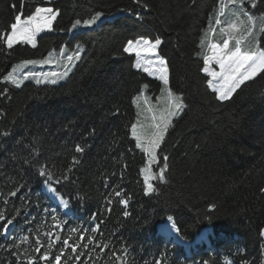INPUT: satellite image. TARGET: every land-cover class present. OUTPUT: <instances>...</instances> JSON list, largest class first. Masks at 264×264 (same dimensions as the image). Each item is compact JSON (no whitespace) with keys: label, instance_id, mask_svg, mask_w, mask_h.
I'll return each mask as SVG.
<instances>
[{"label":"trees","instance_id":"obj_1","mask_svg":"<svg viewBox=\"0 0 264 264\" xmlns=\"http://www.w3.org/2000/svg\"><path fill=\"white\" fill-rule=\"evenodd\" d=\"M246 1L254 16H264V3L257 0L259 7L252 9ZM146 3L147 8L135 0H0V34L11 31L16 15L23 20L36 7L57 13L51 32L37 36L36 47L21 42L8 49L0 40V212L5 214L0 264H16L11 253L25 250L34 264H116L118 259L123 264H264V72L229 100H217L201 69L208 44L225 39L226 13L219 15L221 27L216 19L227 0ZM96 12L101 13L97 27H72ZM262 28L260 22V50ZM141 38L162 41L157 53L168 67L167 87L185 102L153 167L155 175L167 156L166 179L152 180L150 194L139 175L145 154L130 135L132 98L144 85L154 98L162 84L136 70L134 57L123 52L128 40ZM78 47L81 59L59 85L29 82L16 88L2 81L20 62L41 61L62 48L74 54ZM77 145L82 152H76ZM42 169L51 179L40 174ZM44 184L69 212L43 194ZM169 216L187 242L212 228L214 249L186 256L180 246L163 243L156 230ZM8 220L14 228L3 236ZM77 242L81 258L70 260ZM44 251L49 254L41 260Z\"/></svg>","mask_w":264,"mask_h":264},{"label":"snow or ice","instance_id":"obj_2","mask_svg":"<svg viewBox=\"0 0 264 264\" xmlns=\"http://www.w3.org/2000/svg\"><path fill=\"white\" fill-rule=\"evenodd\" d=\"M137 4H140L141 7L147 8L148 4L146 0L142 2V0H135ZM252 9L258 8L259 3H264V0H250ZM233 5L234 11L232 12V16L234 19L228 24L227 28H221V32L224 33L227 38L223 39L222 44L217 43H209L208 50L211 52V55H203V64L204 67L201 69L208 76H211L213 79L208 81V87L212 88V90L216 93L215 98L219 101L229 100L233 93L240 89L242 85L245 84L246 81L252 80L253 77L257 76L258 73L264 72V50H259L254 46H250V40L256 35L254 32V26L257 21V17L251 14V10L246 11L244 4L245 0H227V4L222 5L217 14L216 24L219 25L221 23L219 19V15L223 14L225 7L227 5ZM57 18V13L51 7L41 8L36 7L35 11L28 15L25 19L22 20L21 15H16L14 17V21L10 23V32L5 31L0 34V40L3 41L4 45L8 49H12L13 46L19 42H24L27 44H31L33 47H36L35 38L38 33H40L45 28L51 29L53 21ZM139 18V17H138ZM101 19V13L96 12L89 19H84L82 21L83 25L91 26L96 24L97 21ZM260 22L264 24V16L259 18ZM81 24V20H76L73 24V28H76ZM264 32V28L261 29ZM230 41H234V45L230 47ZM162 41L159 38H155L154 40L149 39H136L128 40L127 44L123 46V52L132 54L135 52V55L139 58L142 54H151L156 55L157 49L161 46ZM205 45V39L202 37L200 39V46L203 48ZM64 52V49H61V53ZM51 53H49V57H51ZM80 49L78 47L77 51L74 55H69L67 57V61L69 64L73 60H80ZM52 62L49 58H45L43 61L36 60H26L23 61L21 65L17 67H23L26 65H35L37 63H50ZM149 65L154 67L156 73H159L158 79L161 80L164 84V88L161 89L162 97H157V102L159 103L163 99V106L160 108H156L155 105H150L148 100L144 97V90L148 87V85H144L143 89H141L139 95L134 96L132 98V103L136 104L139 108V101L144 99L145 107L143 109L144 112L150 114V116H145V120H150V123H143L139 119L141 116V112H137V121L131 124V135L135 140V147L141 149L147 158V164L144 167L140 168L139 175L143 178L144 182V192L148 194L153 192L155 189L151 183L152 180L158 179L163 182L166 179L165 173L167 170V160L168 157H163V165L159 167V172L155 175L152 174V165L158 162V149H161V144L165 140V134L167 133L169 127L173 123V119L179 116L185 109V102L180 95L174 93L171 89H169L168 83V67L165 60L159 56H157L156 60H148L146 61ZM215 64L219 67V71L212 70L210 65ZM136 68H140L141 64L138 62L134 65ZM71 67L67 64L65 65V71L62 73H50V74H42V73H25V74H17L16 70L8 72L6 76L3 77L4 81L11 83L16 87H20V85L29 78H35L37 84L41 83H51L55 84L58 80L64 79L68 76L71 71ZM146 71L148 69H145ZM43 76L44 79H40ZM7 89H5V92ZM2 94V93H0ZM76 152L80 153L83 151V148L80 145L76 146ZM41 175H49V179H51V175L46 173L43 169L40 172ZM264 192V189L261 190ZM10 195H15V192L10 193ZM116 197H121L122 193L120 191L115 192ZM108 203H112L111 199H109ZM119 203L127 206V199L121 198ZM66 205V202H65ZM111 211V209H109ZM123 215L127 217L129 213L127 211L123 212ZM56 219L55 216L52 217ZM5 219V214L0 212V220ZM169 222L173 220V217H168ZM7 223L10 225L12 223L11 220H8ZM2 227V225H0ZM73 232L76 229L72 230ZM93 232L97 231L96 228L92 229ZM261 236H264V230L260 232ZM27 239V237H25ZM81 239H84L81 237ZM89 244L92 242V237H87ZM64 245H69V240L65 239L63 241ZM40 242L37 241V247L35 248V252H41V247L39 246ZM80 243H73L71 245L72 252L76 253L74 257H69L70 260H80L81 254L79 253ZM83 247H88V244L82 245ZM16 247V245H13ZM51 249V245H49V250ZM49 252L44 251L43 255L39 257L41 260H46ZM61 254H57L55 256V260L57 262L61 261ZM11 255L16 257V264H34L33 256L27 250L23 253L13 252ZM21 257H25L26 259H21ZM50 264V262H49ZM156 264H160L159 261Z\"/></svg>","mask_w":264,"mask_h":264},{"label":"rangeland","instance_id":"obj_3","mask_svg":"<svg viewBox=\"0 0 264 264\" xmlns=\"http://www.w3.org/2000/svg\"><path fill=\"white\" fill-rule=\"evenodd\" d=\"M247 1L245 0V3H246ZM244 7H245V4H244ZM235 9H234V6L233 5H227V7L225 8V13H226V16L224 17L225 19L223 20V22L225 23V24H229L230 22H231V20L232 19H234V17L232 16V12L234 11ZM245 10L246 11H248L247 9H246V7H245ZM252 14V13H251ZM257 17V21H256V23H255V26H254V32L256 33V35L250 40V42H249V44H250V46H254V47H256L257 49H259L260 50V48H259V43H258V36H259V25H260V20H259V16H256ZM99 21H97L96 22V24L98 23ZM99 23H101V22H99ZM96 24H94V25H91V26H85V25H83V24H80L79 26H77L76 27V29H78V30H80V31H86V30H89V29H92V28H94V27H97V26H95ZM228 26V25H227ZM227 26H226V28H227ZM48 30L49 29H47V28H45L44 30H42L40 33H38V34H42V33H44V31L45 32H48ZM19 43H21V42H19ZM24 43V42H23ZM27 44V43H26ZM233 45H230V47H232ZM55 53L56 52H53V53H51L52 55L51 56H54L55 55ZM135 52H133V54H134ZM208 55H211V52H209V54ZM47 58H49V57H47ZM156 58H157V55H151V54H142V56L141 57H136V61H135V64L136 63H140L141 64V67L140 68H136L137 70H139V71H141V72H143L144 74H146L150 79H156V80H158V81H161V80H159L157 77H158V75H159V73H156L155 72V70H154V67L153 66H151V65H149L148 63H146V61H148V60H156ZM41 61H43V60H41ZM76 63H77V60L75 61V62H73L72 64H69L68 63V66H70L71 67V71L69 72V74H68V76L70 75V73L73 71V69H74V67H75V65H76ZM22 64V62H20V63H18V64H16V65H14L11 69H10V71L9 72H11V71H13V69H15L16 70V72H17V74H24V73H29V72H31V70L35 67V65H26V66H23V67H17L18 65H21ZM37 64H39L40 66H42L43 67V71H47V70H50V69H52V68H55V69H57V71H60L62 68H63V66L65 65V64H63V66L62 67H60V65L58 64V63H56V64H53V66H50L49 65V63H37ZM210 67H211V69L212 70H215V71H219V67L217 66V65H215L214 63L212 64V65H210ZM145 69H148L147 71L145 70ZM65 71V68H64V70H63V72ZM62 73V72H61ZM8 74V73H7ZM6 74V75H7ZM206 74V73H205ZM5 75V76H6ZM207 75V74H206ZM68 76L67 77H65L64 79H60V80H58L57 81V83H55V84H51V83H47V82H45V83H41V84H37L36 83V79L35 78H29V79H27V80H24V82L20 85V87L22 86V85H24L25 83H33V84H35V85H50V86H55V85H59V84H61V83H63L67 78H68ZM208 76V75H207ZM208 78H209V80H211V79H213L211 76H208ZM254 78V77H253ZM252 78V79H253ZM40 79H44V77H42V78H40ZM4 83H7V84H9V85H12L11 83H9V82H6V81H4V79L2 80ZM247 82V81H246ZM13 87H16V86H14V85H12ZM165 86L162 84V86H161V89L162 88H164ZM16 88H19V87H16ZM142 89H143V87H142ZM161 89H160V91H159V93L153 98V97H151L150 96V94H148L147 93V88L146 89H143L144 90V97L148 100V103L150 104V105H155L156 106V108H160V107H162L163 106V99L158 103L157 102V97H162L163 95H166V94H162V92H161ZM211 90H212V88H210ZM213 91V90H212ZM139 105H140V107L138 108L137 107V105L136 104H133V108H134V121H133V123H135L136 121H137V119H138V117H137V112L138 111H140L141 112V116L139 117V119L141 120V122H143V123H150V120H145V116H150V114L149 113H147V112H144L143 111V109H144V107H145V101H144V99H141L139 102ZM178 117V116H177ZM177 117H175L174 119H173V121L177 118ZM167 134V133H166ZM166 134H165V136H166ZM130 135H131V131H130ZM131 138L134 140V138L132 137V135H131ZM134 142H135V140H134ZM136 143V142H135ZM138 149V148H137ZM140 151H142L141 149H139ZM158 151V150H157ZM147 164V158H146V156H145V164H144V166ZM157 164V163H156ZM156 164H153L151 167H152V174H153V167H154V165H156ZM143 166V167H144ZM142 178V177H141ZM142 181H143V178H142ZM151 183H152V181H151ZM143 185H144V182H143ZM151 193V192H150ZM150 193H148V194H150ZM48 195V194H47ZM49 196V195H48ZM50 197V196H49ZM50 199L52 200V198L50 197ZM54 203V202H53ZM64 210V209H63ZM173 222V221H172ZM174 224V223H173ZM165 225H167V221H166V223L164 224V226ZM163 226V225H162ZM162 226H159V228H158V231H160V228L162 227ZM162 234H166V236L168 235V234H171V232H169L168 230H166V229H164V227L162 228V230L160 231ZM158 234H159V232H158ZM170 236H172V234L170 235ZM173 238V237H172ZM174 239V238H173Z\"/></svg>","mask_w":264,"mask_h":264},{"label":"bare ground","instance_id":"obj_4","mask_svg":"<svg viewBox=\"0 0 264 264\" xmlns=\"http://www.w3.org/2000/svg\"><path fill=\"white\" fill-rule=\"evenodd\" d=\"M220 26V25H219ZM221 27V26H220ZM222 28V27H221ZM44 191H45V193L46 194H48L51 198H52V200L58 205V206H60V207H64V203L62 202V200L58 197V196H56L55 194H54V192H53V190H51L50 188H45L44 189ZM167 221V225H163L161 228H160V231L162 230V228L164 227V229H166V230H168L169 232H171V234H172V236H171V238L173 237L174 239L173 240H175V239H177V234H176V229H175V226L173 225V223H172V221L171 222H169V220H166ZM158 228H159V226H158ZM158 230V229H157ZM169 235V234H168ZM165 236V235H164ZM263 238H264V236H263Z\"/></svg>","mask_w":264,"mask_h":264},{"label":"crops","instance_id":"obj_5","mask_svg":"<svg viewBox=\"0 0 264 264\" xmlns=\"http://www.w3.org/2000/svg\"><path fill=\"white\" fill-rule=\"evenodd\" d=\"M226 16V15H225ZM45 32V31H44ZM38 35V34H37ZM30 46H32L31 44H29ZM63 49V48H62ZM69 55H72V54H70L69 52H67L65 49H64V52L63 53H61V49L59 50V51H57L56 53H55V55L54 56H51V57H49V55L47 56V57H49V59L52 61V62H50L49 63V65L50 66H53V64H56V63H58L59 65H60V67H62L63 66V64H65V62H64V60L65 59H67V57L69 56ZM46 57V58H47ZM76 60H73L72 62H71V64L73 63V62H75ZM66 65V64H65ZM65 65L63 66V70H64V68H65ZM33 66V65H32ZM43 68L42 66H40L39 64H36L35 65V67L31 70V72L33 71L34 72V70H36L37 68ZM36 68V69H35ZM61 69V70H62ZM50 70H56L57 71V69H55V68H52V69H50Z\"/></svg>","mask_w":264,"mask_h":264},{"label":"water","instance_id":"obj_6","mask_svg":"<svg viewBox=\"0 0 264 264\" xmlns=\"http://www.w3.org/2000/svg\"><path fill=\"white\" fill-rule=\"evenodd\" d=\"M116 264H122V261L121 259H118L117 263Z\"/></svg>","mask_w":264,"mask_h":264}]
</instances>
